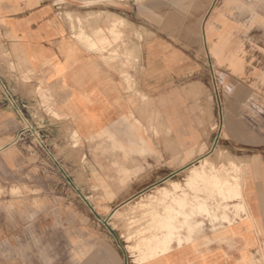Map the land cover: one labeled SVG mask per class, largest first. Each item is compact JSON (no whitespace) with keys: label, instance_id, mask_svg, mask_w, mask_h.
<instances>
[{"label":"crops","instance_id":"0c3cea01","mask_svg":"<svg viewBox=\"0 0 264 264\" xmlns=\"http://www.w3.org/2000/svg\"><path fill=\"white\" fill-rule=\"evenodd\" d=\"M66 2L0 0V264H28L29 251H45L44 243L33 246L26 238L43 234L45 218L38 211L30 217L28 189L38 191L32 198L40 203L66 201L75 190L74 179L83 180L89 170L78 157L89 155L90 139L127 133L155 150L157 140L164 142V164L132 165L131 171L139 173L127 186L132 197L157 172L171 175L180 169L172 167L173 140L182 160L212 138L215 121L222 140L246 158L244 202L238 203L249 215L240 223L245 226L224 217L227 233L181 236V245L170 244L142 262L128 263L75 225V233L70 228L68 264H258L253 258L258 247L264 254V245L258 246L264 228L259 235L248 226L251 218L264 221V0L136 3L128 21L139 23L143 34L134 39L140 46L139 66L131 63L127 72L109 62L108 52L90 50L87 42L69 34V22L58 11ZM126 73L133 84L126 83ZM213 81L219 92L217 110ZM18 101L37 118L24 119ZM27 120L42 133L44 144L27 143L24 132L20 136ZM197 171L193 169L194 177ZM213 177L220 188L225 186L219 176ZM59 182L66 196L56 193ZM13 188L21 195L13 196ZM233 190L242 197L237 187ZM30 218L37 221L31 228L25 226Z\"/></svg>","mask_w":264,"mask_h":264},{"label":"rangeland","instance_id":"374dc122","mask_svg":"<svg viewBox=\"0 0 264 264\" xmlns=\"http://www.w3.org/2000/svg\"><path fill=\"white\" fill-rule=\"evenodd\" d=\"M62 1L67 2L61 4L58 11L61 12L60 16L69 22L67 24L72 37L87 42L90 50L108 52L109 62L120 70L123 68L122 72H127L126 68L130 67L131 63L132 67L139 66L140 46L135 41L142 39L143 34L138 27L139 23H129L128 20H133L132 8L142 0ZM70 10L72 12H68ZM91 20H105L108 23H87ZM100 36L105 37L104 40H101ZM91 38H98L99 43H93ZM124 79L128 85L134 83L127 73ZM211 84V95L217 110L218 86L214 81ZM23 105L18 103L19 114L24 119H36V114H28L26 106ZM25 122L28 128L22 135L25 141L44 144V137L39 135L42 133L36 132L35 124L29 125L28 120ZM211 131L212 138L203 146L194 147L190 150V155L182 160L175 153L177 144L173 140L172 167L180 169L171 175L157 172L154 178L147 181V187L132 197H128L130 193L127 186L133 176L139 174L131 171L132 165L164 164V154H160V144L164 142L157 140L155 150L134 141L127 133H106L90 139L89 155L78 157L80 164H87L89 170L83 173V180L78 177L74 179L70 174V179L75 180V190L69 192L71 196L66 201L58 203L50 198L51 202L40 203L32 198L38 191L28 189L30 217L37 211L39 214H45L42 220L43 234L37 237L36 234L30 233L26 237L30 245L44 243L45 251H29L28 264H68L70 228L75 233V225L78 229L83 228L88 232L95 242L124 255L128 263L142 262L168 250L170 244L181 245V236L184 238L189 235L192 238L203 233H223L229 225L224 217H229L232 225H244L240 224L242 218L249 215L246 214L247 209L245 211L238 207V203L244 202L246 190L245 155H242L238 147L222 140L218 121L212 123ZM155 134H161L159 129ZM73 143H79L77 138H74ZM196 150L201 154L196 155ZM187 159L189 162L185 164ZM195 168L199 174L194 177ZM214 174L219 176L221 184H225L224 187H219ZM81 182H85L87 187L84 188ZM234 182L239 184L237 190L241 192V198L233 190L235 185H230ZM59 185L61 186L60 182ZM60 186L58 189L61 193H56L66 196ZM10 193L13 196L21 195L18 188L11 189ZM112 199L126 201L103 203ZM251 220L248 227L260 235L264 221L252 218ZM25 222V226L31 228V224L37 221L30 218ZM238 227L235 229L239 230ZM261 238L264 237L259 236L258 246L264 245ZM0 242H4L3 235L0 236ZM3 258L4 253H0V260ZM254 259L258 264H264V254H261L259 247L254 252Z\"/></svg>","mask_w":264,"mask_h":264},{"label":"built area","instance_id":"2783aa9c","mask_svg":"<svg viewBox=\"0 0 264 264\" xmlns=\"http://www.w3.org/2000/svg\"><path fill=\"white\" fill-rule=\"evenodd\" d=\"M18 110H19V109H18ZM19 112H20V110H19ZM26 129H28V128L26 127L24 130H26ZM24 130H23V131H24ZM23 131L20 133V135L23 133Z\"/></svg>","mask_w":264,"mask_h":264},{"label":"bare ground","instance_id":"6f19581e","mask_svg":"<svg viewBox=\"0 0 264 264\" xmlns=\"http://www.w3.org/2000/svg\"><path fill=\"white\" fill-rule=\"evenodd\" d=\"M218 179H219V178H218ZM236 187H237V186H236ZM179 240H181V241H182V238L180 237V238H179ZM259 257H260V256H259ZM253 259H254V258H253ZM250 260H251V259H250ZM260 260H261V258H260Z\"/></svg>","mask_w":264,"mask_h":264}]
</instances>
